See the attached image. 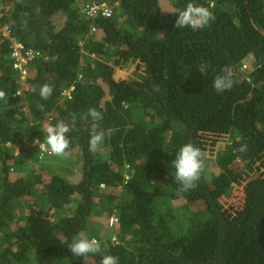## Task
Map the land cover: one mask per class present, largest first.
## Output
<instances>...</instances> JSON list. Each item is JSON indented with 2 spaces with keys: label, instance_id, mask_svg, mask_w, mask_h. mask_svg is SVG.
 <instances>
[{
  "label": "trees",
  "instance_id": "1",
  "mask_svg": "<svg viewBox=\"0 0 264 264\" xmlns=\"http://www.w3.org/2000/svg\"><path fill=\"white\" fill-rule=\"evenodd\" d=\"M188 3L215 20L175 28ZM103 4L111 18L83 12ZM14 43L40 54L25 82ZM225 65L236 83L217 92ZM0 90V264H264V0H0ZM92 107L102 120L81 119ZM60 120L65 156L44 144ZM94 131L104 143L90 152ZM186 143L205 168L178 194L172 162ZM78 234L102 253L72 255Z\"/></svg>",
  "mask_w": 264,
  "mask_h": 264
},
{
  "label": "clouds",
  "instance_id": "2",
  "mask_svg": "<svg viewBox=\"0 0 264 264\" xmlns=\"http://www.w3.org/2000/svg\"><path fill=\"white\" fill-rule=\"evenodd\" d=\"M177 18L175 20V28L190 27L193 31L203 29L215 20L214 13L210 7L198 6L194 3H188L183 10L175 12ZM222 74L217 75L213 81V88L217 92L230 90L236 81L234 80V72L230 65L222 68ZM35 90V89H34ZM153 90L160 91L159 85H153ZM53 94L51 85L45 83L39 87V95L42 100H48ZM7 93L0 90V100H5ZM38 108L43 110V105L38 104ZM91 117L93 122L102 120L103 116L96 108H89L81 116V119L87 121ZM72 123H75V116L72 117ZM71 131L70 123L60 120L54 125H48L45 128L44 144L52 154L57 156H65L70 147V139L67 134ZM104 143V133L92 132L89 137L88 146L90 152H96ZM43 148L44 145H39ZM248 148L246 144H242L235 151L245 153ZM174 169V179L181 186L178 194L187 192L195 187L196 182L200 179L201 173L205 168V154L197 146L192 143L184 144L177 152L175 160L172 162ZM70 252L74 256H87L89 254H101V244L95 239H89L86 236L77 235L73 238L68 246ZM100 264H119V258L113 255H102Z\"/></svg>",
  "mask_w": 264,
  "mask_h": 264
},
{
  "label": "built area",
  "instance_id": "3",
  "mask_svg": "<svg viewBox=\"0 0 264 264\" xmlns=\"http://www.w3.org/2000/svg\"><path fill=\"white\" fill-rule=\"evenodd\" d=\"M84 14H86L89 18H94L98 15L104 18H111L113 16L112 10L107 6V4H103L101 6H84L83 8ZM12 59L15 60V63L13 64L14 70L18 71L21 79L26 80L28 77V71H29V65L32 61H34L40 54L34 53L31 50L27 51L26 47L22 44L14 43L12 47ZM74 89L70 88L67 90H64L62 93V99L66 100L72 99V93ZM21 91L16 94V96H21ZM43 152H46V147L44 146L41 148ZM117 218L113 217L110 220V227H113L117 224Z\"/></svg>",
  "mask_w": 264,
  "mask_h": 264
},
{
  "label": "rangeland",
  "instance_id": "4",
  "mask_svg": "<svg viewBox=\"0 0 264 264\" xmlns=\"http://www.w3.org/2000/svg\"><path fill=\"white\" fill-rule=\"evenodd\" d=\"M164 2H165V0H163ZM248 64H249V62H248ZM23 82H25V80H23ZM23 85H25V83L23 84ZM27 89V87L25 86L24 87V89H23V91L24 90H26ZM36 144V143H35ZM34 143H32V145H35ZM43 158V157H42ZM72 158V157H71ZM73 158H74V156H73ZM65 165V164H64ZM76 166H78V167H80V163H76L75 164V166H74V164L73 165H71L70 163L68 164V165H65V167H64V170H63V175H65L66 177H67V179L68 178H72V180H77V178L78 177H72V176H74L76 173V171H74V170H76L77 169V167ZM81 170H79V174L81 175ZM243 186L244 185H241V186H238V188L237 189H239V190H242V188H243ZM239 190H237V192H236V194H238V191ZM228 201V203L230 204L231 203V201L230 200H227Z\"/></svg>",
  "mask_w": 264,
  "mask_h": 264
}]
</instances>
